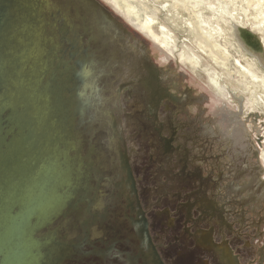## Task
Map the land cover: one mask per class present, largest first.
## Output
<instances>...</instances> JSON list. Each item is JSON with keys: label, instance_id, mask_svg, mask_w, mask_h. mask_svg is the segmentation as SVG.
Returning a JSON list of instances; mask_svg holds the SVG:
<instances>
[{"label": "rangeland", "instance_id": "rangeland-1", "mask_svg": "<svg viewBox=\"0 0 264 264\" xmlns=\"http://www.w3.org/2000/svg\"><path fill=\"white\" fill-rule=\"evenodd\" d=\"M74 1L67 8L82 17L74 16L77 42L72 48L64 42L63 58L74 49L72 59H81L76 71L87 74L73 99L86 102L74 125L89 201L48 228L69 248L60 264H89L100 237L124 234L132 186L162 223L160 247L169 264L178 258L164 207L174 192L197 186L219 197L244 261L264 264V0H126L138 18L118 0ZM147 15L156 34L161 26L170 32L168 52L139 27ZM94 21L101 32L90 25ZM180 52L197 66L180 60ZM237 57L253 66L258 81L237 80ZM214 75L229 95L213 89ZM137 142L142 149L132 155L127 144ZM120 152L127 154L134 180H125L130 175L121 168ZM122 181L119 190L115 185Z\"/></svg>", "mask_w": 264, "mask_h": 264}, {"label": "water", "instance_id": "water-1", "mask_svg": "<svg viewBox=\"0 0 264 264\" xmlns=\"http://www.w3.org/2000/svg\"><path fill=\"white\" fill-rule=\"evenodd\" d=\"M70 2L0 0V264H60L70 251L48 228L89 201L74 125L86 102L73 99L87 74L74 49L63 58L82 17ZM120 162L129 175L123 153Z\"/></svg>", "mask_w": 264, "mask_h": 264}, {"label": "flooded vegetation", "instance_id": "flooded-vegetation-1", "mask_svg": "<svg viewBox=\"0 0 264 264\" xmlns=\"http://www.w3.org/2000/svg\"><path fill=\"white\" fill-rule=\"evenodd\" d=\"M127 146L132 155L142 149L138 142ZM124 156L130 175L125 180H134L131 163L127 154ZM124 171L127 173L126 169ZM199 174L198 171L194 176L200 179ZM116 184L119 190L125 185L124 181ZM203 190V186H197L187 192L176 191L171 194V200H167L171 206L164 207L178 264H247L241 253L243 245L240 247L232 237L234 232L230 230L229 216L222 202L219 197L214 198ZM129 193L124 234L119 231V235L100 237L98 240L102 245L92 248L94 258L89 264H97L98 261L103 264H169L160 247L162 223L159 224L144 208L136 187H130ZM252 262L257 264L255 259Z\"/></svg>", "mask_w": 264, "mask_h": 264}, {"label": "bare ground", "instance_id": "bare-ground-1", "mask_svg": "<svg viewBox=\"0 0 264 264\" xmlns=\"http://www.w3.org/2000/svg\"><path fill=\"white\" fill-rule=\"evenodd\" d=\"M121 1V2H120ZM129 1V0H128ZM118 3L119 5L124 4V7H125V10L130 14V15H133L135 18L137 17L138 18V14H139V11L138 9L136 8L135 5L133 4H129L126 0H118ZM23 12V10H22ZM24 14V13H23ZM18 15L20 14H15L14 18H12L13 21H17L18 22ZM25 16V14H24ZM132 16V17H133ZM13 21H10L9 25L11 26L12 25V22ZM23 22V20H20V22ZM139 21V20H138ZM155 24L154 21H153V18L150 17V16H146L144 17V19L142 21L139 22V27L142 29V31H145L148 36L152 37L153 40L155 41H158L159 42V45L161 46L162 49H164L165 51H167L168 49L171 48V39H170V32L168 31V29H166L164 26H161V33L160 35L156 34L153 29H152V25ZM158 24V23H157ZM9 27V26H8ZM160 30V29H159ZM260 33L259 30H256ZM263 40V38H262ZM264 43V40L262 41ZM176 47V46H175ZM173 49V48H172ZM168 52V51H167ZM170 54H172L171 50H169ZM228 54V53H227ZM224 56L222 55L220 57V60H221V66L222 67H225L226 70H227V60H228V56L227 55ZM179 58L180 60L182 61H188V63H190L193 67L197 66L198 64V61L195 59V58H190V57H187L183 54V52H180L179 53ZM219 60V61H220ZM215 61H218L217 59H215ZM233 65L236 69V72L239 76L240 79H237L238 81H243L245 80L246 78H249L251 79L253 82L254 81H258L260 79V77L258 76L256 70H254L253 66L249 63L248 65H244L243 62H242V57H237V58H234L233 60ZM200 62V61H199ZM233 67V66H232ZM209 72V71H208ZM228 72V71H227ZM229 73V72H228ZM217 74V73H216ZM215 76V75H214ZM220 76V75H218ZM217 75L215 77H210L209 81H210V84L212 85L213 89L220 95L224 94L225 95H229V92L231 91H227L228 89L226 87H224L223 84H220L218 80V77ZM228 76V75H227ZM237 82V81H236ZM240 85V84H239ZM242 86V85H241ZM214 91V92H215ZM223 121V120H222ZM224 122H226L227 124H229L232 128L233 126L235 125V122L233 121H230V119L228 117L225 116L224 118ZM230 133H228L229 135ZM230 139V138H229ZM245 165V164H244ZM239 172V171H238ZM241 173V172H240ZM239 173V175H240ZM242 174V173H241ZM244 174V172H243ZM238 175V176H239ZM253 179V178H252ZM241 181V180H240ZM243 181V179H242ZM245 188V187H244ZM244 188H240V190H244ZM251 191V190H250ZM246 192V191H245ZM247 195V194H246ZM241 196V194H240Z\"/></svg>", "mask_w": 264, "mask_h": 264}]
</instances>
